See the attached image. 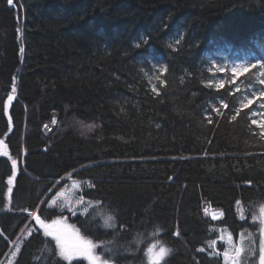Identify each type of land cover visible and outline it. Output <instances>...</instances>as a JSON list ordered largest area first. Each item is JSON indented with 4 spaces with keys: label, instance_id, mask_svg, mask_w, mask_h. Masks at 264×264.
Returning a JSON list of instances; mask_svg holds the SVG:
<instances>
[{
    "label": "trees",
    "instance_id": "obj_1",
    "mask_svg": "<svg viewBox=\"0 0 264 264\" xmlns=\"http://www.w3.org/2000/svg\"><path fill=\"white\" fill-rule=\"evenodd\" d=\"M222 49L264 56V0H0V140L9 154L0 156V264L12 245L20 250L11 264H67L29 213L61 215L48 204L71 179L83 186L73 199L102 204L62 215L114 264H148L157 240L171 249L162 264H224V231L257 241L264 140L246 115L255 103L230 121L241 93L206 86ZM165 64L166 83L151 81L156 95L149 78ZM221 98L224 117L205 112ZM11 159L19 170L8 210Z\"/></svg>",
    "mask_w": 264,
    "mask_h": 264
},
{
    "label": "snow or ice",
    "instance_id": "obj_2",
    "mask_svg": "<svg viewBox=\"0 0 264 264\" xmlns=\"http://www.w3.org/2000/svg\"><path fill=\"white\" fill-rule=\"evenodd\" d=\"M8 3L12 4L13 0H8ZM142 43L147 44V40H142L140 43H137L135 47L140 48ZM179 43L180 40L177 39L175 44L178 45ZM169 47L174 48V45L170 44ZM20 51H24L23 47L20 48ZM252 69H258V74L247 75L251 73ZM207 70L210 73H212L214 70L215 72L220 73L230 71V75L227 79L221 78L219 80L207 81V87L215 88V90L219 91L224 89L225 85L227 84L229 85V95L235 96L237 93H241L238 107L234 108L225 118L229 119L230 121H236L243 110L249 109L254 103L257 104V109L247 112L246 115L249 118L250 125L258 126L260 130L258 135L261 140H264V61L257 59L255 62L236 63L229 70L220 66L213 60L211 61V67H209ZM166 72L167 65L165 64L159 67L157 75L151 76L149 78L151 89L156 95H160V92L158 91L156 84H152L151 81L157 80L160 81L161 84H165L166 82L161 80V75ZM144 75L149 76V73L145 72ZM241 76H246V79L244 81H240V84H238L237 81ZM241 84L244 86L243 89L240 86ZM12 91H16L15 86L12 87ZM12 100L13 97L11 95L8 96V102L11 103ZM218 104L219 106H217L215 103L211 104L210 108L205 109V112L215 114L218 117H224L225 113L222 111V109H229V104L226 103L223 98L218 101ZM210 114L206 116V119L209 123L212 122ZM52 123L56 124L57 121L53 119ZM44 127L48 129V125H44ZM86 127L91 130L92 128L96 127V125H87ZM2 144L3 141H0V145ZM8 155L9 154L6 150L0 149V156L7 157ZM18 170V161L16 159H11V174L7 179L8 210H12L11 197ZM87 187L92 188L94 185L89 183L87 184ZM73 188L78 191H83V186L81 184H75L73 185ZM239 203L240 202L237 201V204ZM75 204L76 207H73L72 202L65 198L63 193H60L56 198L51 200V203L48 204V207L58 209L61 215L57 216L55 219H44L36 211L30 212L29 215L34 218L36 224L39 225V228L36 229V231L43 229V235L50 237L51 240L55 242L54 246L57 249L58 256L64 261H67V264H72V262L78 258L87 260L88 264H110L109 259H105L102 255L97 254L96 252V249L101 247V245L93 242V240L87 238L86 236L81 235L80 229L76 228L74 225L68 224L67 218L62 215L65 210L69 211L72 215H76L78 208H82V215H87L90 207H98L102 204V202L96 201L93 203L92 201H86L84 197L80 195L76 198ZM20 211L28 212V209L23 208L20 209ZM213 218L215 219L216 217L213 216ZM241 218L243 219L244 217L242 216ZM252 219L253 221H259L258 253L254 247V245L257 244V241L253 238L251 233L247 235V248L245 245V232H241L239 234V244L233 242L232 235L229 233L225 241L228 247L222 253L224 264H248L251 258L257 255L258 264H264V204L259 206L258 213H252ZM113 220L114 217L112 215L106 216L104 219L105 227H114V225L110 223ZM29 235H31V232H29ZM157 235L158 231L153 233V236ZM174 235H180L179 229L175 231ZM220 239L224 240L225 238L223 235H221ZM216 243V240H211L207 242V247L215 250ZM19 250V246H17L12 252V256L14 257L19 252ZM198 251L203 252L205 249L200 248ZM170 253L171 249L157 240L155 243H151L150 246L147 247L145 255L147 257L148 264H162V262H165V258ZM213 254L220 255L218 252H213ZM9 264H11V261H9ZM253 264H257V262L253 261Z\"/></svg>",
    "mask_w": 264,
    "mask_h": 264
},
{
    "label": "rangeland",
    "instance_id": "obj_3",
    "mask_svg": "<svg viewBox=\"0 0 264 264\" xmlns=\"http://www.w3.org/2000/svg\"><path fill=\"white\" fill-rule=\"evenodd\" d=\"M263 54H264V52H263ZM257 59H259V60H261V61H264V56L262 57V56H260V55H256V54H254V53H251V54H248V55H242V56H238L237 55V53H234L231 49H227V50H224V49H222V50H219V51H217V52H215V54L214 55H212L211 57H210V61H215L217 64H219L220 66H222V67H225V68H227V69H231V67H233L236 63H243V62H255ZM210 67H211V65H210ZM258 69H252L251 70V73H253V74H258ZM212 74H213V80H219V79H221V78H224V79H227L228 78V76L230 75V71H227V72H224V73H220V72H215V70L212 72ZM241 79H239L238 81H237V83L238 84H240V81H244L246 78H243V76H241L240 77ZM241 86V88L243 89V84H241L240 85ZM254 109H257V104H255V107H254ZM51 124H53L52 122H51ZM48 126H50V125H48ZM45 128V127H44ZM3 149L5 150V147H3ZM75 184H81V182H79V181H77V180H70V182L67 184V185H65L62 189H60L58 192H57V194L54 196V198H56L60 193H63L64 194V197L65 198H67L69 201H71L72 202V204H73V207H76V204H75V200L76 199H73L74 198V195L77 193V191L78 190H76V189H74L73 188V185H75ZM53 198V199H54ZM261 204H264V199L263 200H261V201H258L256 204H255V210H256V213H258V210H259V206L261 205ZM219 210H217V209H215V208H213V207H211V208H209V210H208V214H209V216H211L212 218H213V216H215L216 218L215 219H218L220 216L222 217V215H221V213L222 212H220ZM66 218H67V223L68 224H70V225H74L69 219H68V217L67 216H65ZM220 217V218H221ZM31 219L33 220V221H35L34 220V218H32L31 217ZM258 223H259V221H258ZM35 225H36V227H38L39 228V225L38 224H36V222H35ZM42 232H43V229H40ZM258 231H259V226H258ZM228 234H229V232L228 231H224L223 232V236H224V240H222V241H226V239H227V236H228ZM82 235V234H81ZM232 238H233V236H232ZM258 240H259V234H258V238H257V244H256V250H257V253H258ZM233 242L234 243H236V244H239V242H240V237L238 238V239H234L233 238ZM55 243V242H54ZM226 243V242H225ZM245 245H246V242H245ZM227 247H228V245H227V243H226V249H227ZM12 249H11V252L8 254V263H9V261H11L14 257L12 256V252L15 250V248H16V246H14V245H12V247H11ZM246 248H247V245H246ZM96 252H97V254H100V255H102L105 259H108L107 257H105L99 250H98V248L96 249ZM6 259V260H7ZM224 259V258H223ZM252 259H254V261H256L257 262V264H258V255L257 256H255V257H253ZM78 260H80V261H82V262H84L85 264H88V261L87 260H84L83 258H78L77 260H74V261H78ZM110 260V259H109ZM73 261V262H74ZM6 262V263H7ZM7 263V264H8ZM110 264H114L111 260H110Z\"/></svg>",
    "mask_w": 264,
    "mask_h": 264
},
{
    "label": "water",
    "instance_id": "obj_4",
    "mask_svg": "<svg viewBox=\"0 0 264 264\" xmlns=\"http://www.w3.org/2000/svg\"><path fill=\"white\" fill-rule=\"evenodd\" d=\"M11 96L13 97V100L11 101V103H12V102L14 101L16 95H15V94H11ZM11 103H9V102L7 101V113H9V109H10V107H11ZM0 141H2V140H0ZM3 147H5V143H4V142H3L2 145H0V149H3Z\"/></svg>",
    "mask_w": 264,
    "mask_h": 264
},
{
    "label": "bare ground",
    "instance_id": "obj_5",
    "mask_svg": "<svg viewBox=\"0 0 264 264\" xmlns=\"http://www.w3.org/2000/svg\"><path fill=\"white\" fill-rule=\"evenodd\" d=\"M220 213V212H219ZM221 217V216H220ZM220 217H219V219H220ZM223 219V218H222ZM218 220V219H217ZM224 231V230H223Z\"/></svg>",
    "mask_w": 264,
    "mask_h": 264
}]
</instances>
